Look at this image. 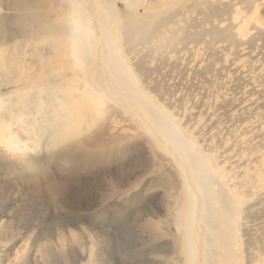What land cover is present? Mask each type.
<instances>
[{
	"label": "rangeland",
	"instance_id": "1",
	"mask_svg": "<svg viewBox=\"0 0 264 264\" xmlns=\"http://www.w3.org/2000/svg\"><path fill=\"white\" fill-rule=\"evenodd\" d=\"M39 1L55 9L53 0ZM114 2L122 54L178 116L236 205L232 264H264V0ZM9 4L0 0V20L21 38ZM158 9L169 15L145 37L153 40L125 38L131 10ZM168 38L178 40L168 46ZM126 118L92 127L68 153L39 132L35 142L18 132L23 152L0 145V264H187L186 214L195 196L170 156L149 148ZM49 182L60 186L57 197L44 188Z\"/></svg>",
	"mask_w": 264,
	"mask_h": 264
},
{
	"label": "bare ground",
	"instance_id": "2",
	"mask_svg": "<svg viewBox=\"0 0 264 264\" xmlns=\"http://www.w3.org/2000/svg\"><path fill=\"white\" fill-rule=\"evenodd\" d=\"M53 1L55 9L50 11L39 0H10L21 38H11L0 20V145L4 151L23 152L21 130L33 142L37 134H46L52 149L62 144L68 153L92 127L96 132L109 126L116 115L127 114L126 120L149 148L170 156L189 195L195 196L186 214L187 264H197L198 243L200 263L232 264L238 233L236 205L212 179L213 172L194 141L185 137L178 116L152 95V88L141 84L122 54L115 31L120 11L114 0ZM167 12L131 10L125 38L132 42L131 36L137 35L141 42L153 40L145 37L155 31L158 17H168ZM177 40L168 38L166 43L170 46ZM45 51L51 54L45 57ZM33 52L39 55L36 62L27 56ZM59 187L49 182L44 188L57 197Z\"/></svg>",
	"mask_w": 264,
	"mask_h": 264
}]
</instances>
